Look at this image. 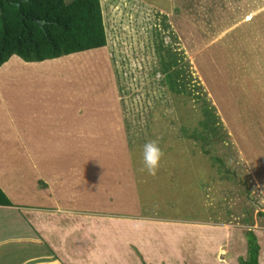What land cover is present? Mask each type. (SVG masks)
Returning a JSON list of instances; mask_svg holds the SVG:
<instances>
[{
    "label": "rangeland",
    "instance_id": "1",
    "mask_svg": "<svg viewBox=\"0 0 264 264\" xmlns=\"http://www.w3.org/2000/svg\"><path fill=\"white\" fill-rule=\"evenodd\" d=\"M101 3L106 48L30 67L15 56L7 64H23L12 80L0 71V148L11 149L13 187L33 188V164L57 160L39 140L58 134L46 130L50 109L43 106L49 92L62 93V103H78L83 114L79 135L69 138L71 161L78 160L73 176L94 182L91 203L112 212L105 218L118 242L130 238L148 264H183L181 256L186 264L199 256L202 264H241L248 230L264 248V0ZM162 46L179 54L172 71L185 72L182 93L172 92L162 71ZM204 103L218 119L220 137L207 147L213 155L191 137L202 131ZM149 140L163 152L155 174L141 171ZM180 217L189 222L172 220ZM26 248L3 261L27 260L35 253Z\"/></svg>",
    "mask_w": 264,
    "mask_h": 264
},
{
    "label": "crops",
    "instance_id": "2",
    "mask_svg": "<svg viewBox=\"0 0 264 264\" xmlns=\"http://www.w3.org/2000/svg\"><path fill=\"white\" fill-rule=\"evenodd\" d=\"M13 58L17 59L15 56ZM22 64L15 63L14 68L11 63H6L0 71H8L5 73L9 76L4 74L8 76L7 80H10L14 76L13 71L20 68L19 65ZM30 65L24 64L27 67ZM62 97L67 96L49 92L47 98L44 97L51 106V108L48 105L43 106L45 110L50 109L45 114V117L51 119L46 130L54 129L58 134L46 136L44 141L40 139L39 146L45 147L49 156H55L57 160H53L54 163L51 164L52 161H48L47 158L45 169H43L45 166L41 165L37 168L36 164H33V168L39 173L30 174L35 181L32 183L33 188H25L24 192L13 187L12 180L15 176L12 170L15 167L11 163V149L0 148V187L14 205L0 207V264H11L5 263L3 258L11 255V251L25 247L35 254L27 260L20 259V262L12 264H148L140 259V253L136 252L139 250H136L138 248L132 240L130 241V238L118 242L112 236L111 223L107 222L109 217L105 218V216H113L112 212L102 208L94 209V202L91 203L95 195L94 182L90 181L89 177L83 181L77 173L73 176L74 164L77 165L78 160L71 161L74 160L75 153L72 148L73 141L69 138L79 135V121L83 114L78 112V103L64 104ZM23 122L26 120L24 119ZM24 149L27 150V147L25 146ZM39 149L42 150V148ZM76 151L78 150L75 149ZM64 153L74 154L66 157ZM27 166L29 167L28 164ZM65 166L67 168L73 166L71 174L68 172L69 169L67 171L68 177L65 175L67 169ZM48 167L51 169H47ZM63 178L67 179L64 181ZM39 179L45 181L42 184L46 187L39 188ZM84 202L88 205L80 207ZM131 216L134 217L133 214L129 215ZM177 219L172 220L182 224L189 222L182 217ZM120 221L126 224L127 222L136 223L129 219ZM119 226L122 227V225ZM22 228L27 235H16V232L21 231ZM103 229L104 232L100 235L99 230ZM6 235L8 238L4 239ZM151 237L154 236H149L148 240ZM141 252L144 254L143 248ZM199 257H197L199 260L197 263L202 264ZM180 258L185 261L183 264H186V257Z\"/></svg>",
    "mask_w": 264,
    "mask_h": 264
},
{
    "label": "trees",
    "instance_id": "3",
    "mask_svg": "<svg viewBox=\"0 0 264 264\" xmlns=\"http://www.w3.org/2000/svg\"><path fill=\"white\" fill-rule=\"evenodd\" d=\"M107 45L101 0H0V69L14 56L27 63H43L104 49ZM159 53L162 71L166 74L170 89L175 94L184 92L182 88L185 86L178 82L185 72L180 69L172 71L179 65V54L171 51V48L166 51L163 46L159 48ZM202 112L203 119L199 122L202 131L193 129L191 137L201 140L205 153L213 155L207 147L213 143L212 137H220L218 119L207 103H204ZM213 158L214 161L222 162L219 158ZM13 206L0 187V207ZM245 237L248 259L239 258L240 263L260 264L264 248L256 232L248 230Z\"/></svg>",
    "mask_w": 264,
    "mask_h": 264
},
{
    "label": "clouds",
    "instance_id": "4",
    "mask_svg": "<svg viewBox=\"0 0 264 264\" xmlns=\"http://www.w3.org/2000/svg\"><path fill=\"white\" fill-rule=\"evenodd\" d=\"M162 158L163 152L156 141L149 140L145 142L142 148L141 171L146 170L149 174H155L160 166Z\"/></svg>",
    "mask_w": 264,
    "mask_h": 264
},
{
    "label": "water",
    "instance_id": "5",
    "mask_svg": "<svg viewBox=\"0 0 264 264\" xmlns=\"http://www.w3.org/2000/svg\"><path fill=\"white\" fill-rule=\"evenodd\" d=\"M18 6H20V3H18Z\"/></svg>",
    "mask_w": 264,
    "mask_h": 264
}]
</instances>
